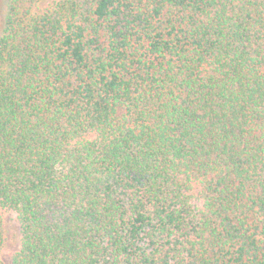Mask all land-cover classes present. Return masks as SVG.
I'll return each instance as SVG.
<instances>
[{"label": "trees", "instance_id": "trees-1", "mask_svg": "<svg viewBox=\"0 0 264 264\" xmlns=\"http://www.w3.org/2000/svg\"><path fill=\"white\" fill-rule=\"evenodd\" d=\"M37 1L0 31L9 264H264V0Z\"/></svg>", "mask_w": 264, "mask_h": 264}, {"label": "rangeland", "instance_id": "rangeland-1", "mask_svg": "<svg viewBox=\"0 0 264 264\" xmlns=\"http://www.w3.org/2000/svg\"><path fill=\"white\" fill-rule=\"evenodd\" d=\"M10 0H0V31L4 23V17L7 11V5ZM56 0H39L32 8L34 12H42L55 2ZM197 187L195 186L192 190L193 195L197 196ZM195 201L196 198H195ZM4 230H5V241L2 249L0 250V260L4 264H9L11 257L18 250L19 247V226L16 222L14 214H7L4 217Z\"/></svg>", "mask_w": 264, "mask_h": 264}]
</instances>
